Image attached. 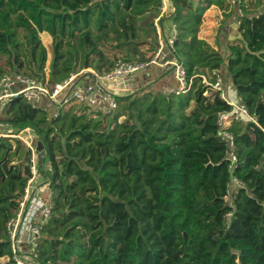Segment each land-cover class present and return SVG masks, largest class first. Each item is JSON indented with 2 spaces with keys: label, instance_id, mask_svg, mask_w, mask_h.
Listing matches in <instances>:
<instances>
[{
  "label": "trees",
  "instance_id": "1",
  "mask_svg": "<svg viewBox=\"0 0 264 264\" xmlns=\"http://www.w3.org/2000/svg\"><path fill=\"white\" fill-rule=\"evenodd\" d=\"M250 1L240 0L241 14L233 4L226 22L236 24L237 36L231 42L219 36L214 49L198 34L204 13L212 6L225 11V1L169 0L160 24L176 26L172 56L192 80L185 93L154 89L151 82L116 96L113 116L72 106L51 117L22 95L0 105L3 131L27 130L35 139L34 183L51 192L38 264H264V0H256L259 13L244 9ZM160 6V0H0V57L8 67L0 66V78L16 72L45 80L40 33L52 38L51 85L83 69L110 70L114 62L105 49L125 62L145 60L140 47L149 44L155 52ZM148 32L155 42L145 41ZM213 70L253 119L224 128L233 137L232 152L219 124L231 107L201 83ZM29 157L18 138H0L5 264H15L7 223L32 176ZM232 175L242 186L231 208L224 197Z\"/></svg>",
  "mask_w": 264,
  "mask_h": 264
},
{
  "label": "built area",
  "instance_id": "2",
  "mask_svg": "<svg viewBox=\"0 0 264 264\" xmlns=\"http://www.w3.org/2000/svg\"><path fill=\"white\" fill-rule=\"evenodd\" d=\"M160 13L153 19V26L156 33V49L145 60H134L132 62H125L117 60L114 62L113 67L100 73L93 69H83L76 74H71L67 79L60 83L51 85L46 81L34 80L31 77L16 73L9 72L0 78V105H2L8 98L22 95L23 98L30 103L41 107L51 117L58 114L56 107H64L69 104H76L95 112H101L107 116H113L118 110V102L116 100V91L109 85L117 83L128 76L136 73L144 72L146 69L153 65L161 68L172 69L173 77L175 78L178 86L173 89L167 90L170 93H185L192 87V80L188 79L182 64L178 63L172 56V45L176 37V26L173 23L166 27L160 24V18L167 12L169 0H160ZM196 3L199 0H186ZM237 7L240 5V0H231ZM238 13L241 10L238 7ZM166 29L168 32H166ZM89 77V81L84 82V78ZM201 83L204 86H209L213 91L219 93V97L223 99L230 107L229 113L223 114L219 119L221 126V139L226 141L230 152L233 148V137L224 128L232 121H239L242 118L253 121L248 114L247 108L242 103L240 97L236 96V100L228 99L224 92V80L220 71L213 70L209 74L201 75ZM212 79V82L208 81ZM66 95L57 102V98L64 92ZM207 95V92L204 93ZM7 125L0 124V138L1 137H16L24 146L30 151L29 169L31 178L28 180L24 188L23 196L19 202L18 210L15 216L7 223V231L10 238V248L12 252V259L15 264H38L36 248L39 240L43 237L41 231L43 225L51 216L52 202L51 192L48 189L45 198L42 199L37 193L35 178H37L38 167V154L36 147L27 135L28 131L25 130L20 135H10L3 131ZM232 163L236 162L234 156L231 157ZM234 169V166L230 168ZM242 183L235 177H230V182L227 185L226 195L224 197L225 204L228 207H233V199ZM32 212L29 214V210ZM232 212L229 211L223 216V220L228 222L231 218Z\"/></svg>",
  "mask_w": 264,
  "mask_h": 264
},
{
  "label": "rangeland",
  "instance_id": "3",
  "mask_svg": "<svg viewBox=\"0 0 264 264\" xmlns=\"http://www.w3.org/2000/svg\"><path fill=\"white\" fill-rule=\"evenodd\" d=\"M227 2L230 3L231 5L234 4L231 0H228ZM230 7L228 8V6H227L225 12H222L218 8L212 6L210 11H208V12L206 11L204 13V15L205 14H207V15L205 16L204 23L201 24L198 36L200 38L204 39L210 46H216L215 45L216 38H218L219 36H223L225 34H226V40L227 41L231 42L236 38V36H237L236 24L234 22H231V23L226 22V20L228 19V16H230V13L228 11L230 9ZM261 7H262L261 5H257L256 0H251L249 3L247 2L245 4L244 9L249 13H259L261 10ZM165 28H168V25H166ZM166 32H168L167 29H166ZM38 36H39V39L41 40V43L43 44V46L46 49V63H45V67H44L45 81H46V78L48 76L47 73H48V69H49V63L51 60V49L53 47L52 46V38L47 33H40ZM142 37H143V35H142ZM145 41L146 42H155V36L153 35L152 32H148L147 36L145 37ZM104 51H105V56L107 58H110L111 60H113V62H116L117 60L123 59V55L121 53H118L116 51H109L107 49H105ZM140 52L142 53L143 58H147L153 53L149 44L142 45V47H140ZM5 62H6V57L1 56L0 57V66L8 72V67H7V65H5ZM158 67L159 66H157V65H153L150 68H152L153 72H155L158 69ZM150 68H148V69H150ZM138 80L139 79L136 80L137 83L139 82ZM128 81H129L128 79H125V80H120L117 82V84H120L116 87V90H117L116 95L117 96L129 95L138 89L137 84H131L130 83L131 81L129 83H128ZM145 83H147V81ZM47 84L49 86L48 82H47ZM174 85H176V87H177L178 86L177 82H175ZM225 85H226V83H225ZM225 92L227 94L228 99H231L233 101L236 100V92L232 86L227 85L225 88ZM66 93H67V91L65 90L57 98L58 103L61 102L60 98L64 97L66 95ZM72 106L74 107V109L76 111H82L83 109L86 111L88 110L86 107L76 105V104H69V105H66L64 107L67 109V108H71ZM56 109L59 111L60 109H62V107H56ZM89 110L93 111L91 109H89ZM93 112L94 113L92 115H96L95 111H93ZM100 118H105V116L104 115L97 116V119H100ZM106 119L109 120L108 118H106ZM123 120H124V117L119 118V122H121ZM32 141L35 142V139L32 138ZM45 194H46V192L44 191L43 196ZM6 262H7V259H5V258L0 259V264H5Z\"/></svg>",
  "mask_w": 264,
  "mask_h": 264
},
{
  "label": "crops",
  "instance_id": "4",
  "mask_svg": "<svg viewBox=\"0 0 264 264\" xmlns=\"http://www.w3.org/2000/svg\"><path fill=\"white\" fill-rule=\"evenodd\" d=\"M226 1V0H225ZM227 6H228V8L230 7V9L228 10L229 12L233 9V10H236V8H235V6L234 5H231L230 3H228L227 1L224 3V7H226L227 8ZM213 7H216V6H213ZM168 8H170V4H169V2H168ZM216 8H218V7H216ZM226 8H225V10H226ZM220 11H222V12H225L223 9H220V8H218ZM211 10V8H209L208 10H207V12L208 11H210ZM235 12V11H234ZM207 14H205L204 16H203V20H202V23H204V21H205V16H206ZM166 25H169L170 23L169 22H167V23H165ZM164 24V25H165ZM216 40H217V38H216ZM216 40H215V45H216ZM211 47H213L214 49H216V46H211ZM88 79H90L89 77H86V78H84L83 80H84V82H87V81H89ZM125 79H128L129 81H128V83L130 82L131 84H137V87H138V89L137 90H139V89H141V88H143L144 86H147L149 83H151V82H153V88L154 89H159V90H162V91H166L167 92V90H169V89H173V88H176V85H174L175 84V82H176V80H175V78L173 77V71L171 70V69H168L167 67L166 68H160V67H158V69L155 71V72H153V70H152V68H150V69H146L144 72H141V73H136V74H134V75H132V76H128V77H126V78H124L123 80H125ZM137 79H139L138 81V83L136 82V80ZM147 81V83H145ZM225 80H224V94L227 96V94H226V92H225V88H226V86H227V83H226V85H225ZM118 85H120V84H117V83H114V84H110L109 86L113 89H115V91H117L116 90V87L118 86ZM230 96V95H229ZM35 187H36V189H37V193L39 194V196L42 198V199H44L45 198V195L43 196V192L44 191H47L48 190V188L46 187V186H42L39 182L38 183H36V184H33ZM32 212V209L31 210H29V214Z\"/></svg>",
  "mask_w": 264,
  "mask_h": 264
},
{
  "label": "water",
  "instance_id": "5",
  "mask_svg": "<svg viewBox=\"0 0 264 264\" xmlns=\"http://www.w3.org/2000/svg\"><path fill=\"white\" fill-rule=\"evenodd\" d=\"M39 159H40V154H38V161H39Z\"/></svg>",
  "mask_w": 264,
  "mask_h": 264
}]
</instances>
